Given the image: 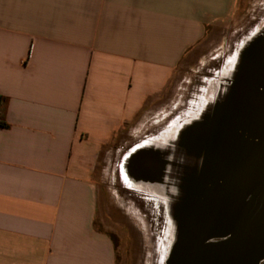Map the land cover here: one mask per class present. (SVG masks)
I'll use <instances>...</instances> for the list:
<instances>
[{
	"label": "crops",
	"instance_id": "obj_1",
	"mask_svg": "<svg viewBox=\"0 0 264 264\" xmlns=\"http://www.w3.org/2000/svg\"><path fill=\"white\" fill-rule=\"evenodd\" d=\"M238 2L0 0V264H117L104 154L152 133Z\"/></svg>",
	"mask_w": 264,
	"mask_h": 264
},
{
	"label": "water",
	"instance_id": "obj_2",
	"mask_svg": "<svg viewBox=\"0 0 264 264\" xmlns=\"http://www.w3.org/2000/svg\"><path fill=\"white\" fill-rule=\"evenodd\" d=\"M180 133L174 143L205 159L172 203L178 235L166 264H264V33L241 51L222 97ZM164 165L161 156L155 181Z\"/></svg>",
	"mask_w": 264,
	"mask_h": 264
},
{
	"label": "rangeland",
	"instance_id": "obj_3",
	"mask_svg": "<svg viewBox=\"0 0 264 264\" xmlns=\"http://www.w3.org/2000/svg\"><path fill=\"white\" fill-rule=\"evenodd\" d=\"M259 33H264V0H239L233 20L217 39L208 40L202 62L179 73L173 98L155 109V122L149 116L152 133L137 140L154 143L155 137L166 134L168 140L159 143L177 141L183 127L222 97L235 75L241 51ZM174 127L176 131H172ZM104 155L105 182L97 227L113 238L117 264H166L178 235L172 199L148 187L133 189L119 169L122 153L113 149Z\"/></svg>",
	"mask_w": 264,
	"mask_h": 264
},
{
	"label": "bare ground",
	"instance_id": "obj_4",
	"mask_svg": "<svg viewBox=\"0 0 264 264\" xmlns=\"http://www.w3.org/2000/svg\"><path fill=\"white\" fill-rule=\"evenodd\" d=\"M204 71H205V69H204ZM147 126L149 127V125H147ZM175 127L172 131H176ZM143 129H145V128H143ZM143 132H141V133H143ZM138 134H139V132H138ZM167 134H170V130L169 131L167 130ZM164 136H163V138H161L160 136L155 137V148H158L160 150L163 158L165 159V165L163 167L164 173L160 178H158L155 181V183L146 184L144 182H138V183H134V185L133 184L131 185V183H129V179H128L126 172L123 169V167H122V175H123V178L125 179L126 183L129 186H133L136 189L148 187L149 190L152 192H157V193H160L162 195H168L172 199V201L176 203L179 200L180 196L185 195L184 190H185V182H186L187 177H192V175L194 174V169L196 167L198 169L201 166L199 164H201L203 162V160L205 159V156L203 155V153L198 155L195 152H188L186 150V148H182L180 145L176 144L178 142V140L175 141L176 143L173 142L170 145H165V144L159 143L158 141L160 139L162 142L163 141L165 142L168 140L169 137L165 138ZM137 137H139V136H137ZM177 139H179V138L177 137ZM151 144H152V142L150 140L147 143H145V145H149V146ZM183 186H184V190H183V192H181L180 188H183Z\"/></svg>",
	"mask_w": 264,
	"mask_h": 264
},
{
	"label": "flooded vegetation",
	"instance_id": "obj_5",
	"mask_svg": "<svg viewBox=\"0 0 264 264\" xmlns=\"http://www.w3.org/2000/svg\"><path fill=\"white\" fill-rule=\"evenodd\" d=\"M147 142L138 141L128 146L122 153L125 160L124 170L131 185L138 182L146 184L155 183V165L162 155L160 156V150L155 148V142L150 146L145 145ZM131 187L136 189L133 186Z\"/></svg>",
	"mask_w": 264,
	"mask_h": 264
}]
</instances>
